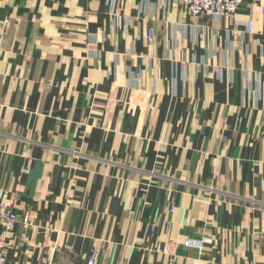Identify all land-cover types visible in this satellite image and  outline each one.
I'll return each instance as SVG.
<instances>
[{"label":"crops","instance_id":"obj_1","mask_svg":"<svg viewBox=\"0 0 264 264\" xmlns=\"http://www.w3.org/2000/svg\"><path fill=\"white\" fill-rule=\"evenodd\" d=\"M0 190L8 264H264V14L0 0Z\"/></svg>","mask_w":264,"mask_h":264},{"label":"built area","instance_id":"obj_2","mask_svg":"<svg viewBox=\"0 0 264 264\" xmlns=\"http://www.w3.org/2000/svg\"><path fill=\"white\" fill-rule=\"evenodd\" d=\"M183 3L193 17H209L214 19L234 18L243 6L249 8L258 7L264 14V0H183ZM248 32H253L254 24L250 19L247 22ZM153 33L148 32V38L151 39ZM19 216L16 213V202L7 192L0 190V223L4 231L0 235V264H8L6 259V250L9 247L7 239L14 231ZM210 238L204 240L189 239L186 242L188 248L202 249L204 245L211 244ZM100 258V251L95 249L88 264H97Z\"/></svg>","mask_w":264,"mask_h":264}]
</instances>
